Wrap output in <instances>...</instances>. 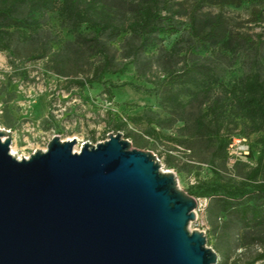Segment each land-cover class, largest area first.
Segmentation results:
<instances>
[{
	"label": "trees",
	"instance_id": "16d2710c",
	"mask_svg": "<svg viewBox=\"0 0 264 264\" xmlns=\"http://www.w3.org/2000/svg\"><path fill=\"white\" fill-rule=\"evenodd\" d=\"M251 1L264 4V0H0V51L13 54L17 45H22L41 53L32 59L51 53V42L37 39L42 32L39 20L57 12L60 24L73 38L54 53L57 63L62 65L73 55L79 57L83 48L95 50L100 57L94 80L71 81L83 88L94 81L100 83L105 74L125 69L123 65L114 70L108 53L111 44L121 40L123 55L131 58L137 77L152 85L159 97L158 105L166 114L160 118L158 114L145 113L130 121L137 127L143 123L145 136L155 139L160 136L156 128H172L180 123L176 129L178 137L171 140L197 155L209 152L207 163L212 180L197 182L187 194L209 200L208 223L220 222L225 230L236 227V244L246 249L250 242L264 237V65L258 56L263 42L260 36L251 42L253 56L247 70L232 84H224L217 63L230 59L233 36L225 31L220 13L211 17L202 10ZM263 11L253 12L261 24ZM174 36V42L166 49L164 39ZM149 49L155 52L145 55ZM192 51H202L207 56H196ZM154 65L159 69L158 75L151 72ZM107 94L111 101L110 91ZM230 124L241 125L243 136L259 134L255 165L239 161L233 164L235 172L242 171L238 178H227L219 170L230 160ZM124 125L120 121L115 128L119 131ZM137 145L141 146L138 142ZM248 153L252 157L253 152ZM217 250L222 264H226L228 253ZM261 261L264 247L240 264Z\"/></svg>",
	"mask_w": 264,
	"mask_h": 264
},
{
	"label": "water",
	"instance_id": "95a60500",
	"mask_svg": "<svg viewBox=\"0 0 264 264\" xmlns=\"http://www.w3.org/2000/svg\"><path fill=\"white\" fill-rule=\"evenodd\" d=\"M0 130V264H217L196 200L120 133L17 158Z\"/></svg>",
	"mask_w": 264,
	"mask_h": 264
},
{
	"label": "rangeland",
	"instance_id": "374dc122",
	"mask_svg": "<svg viewBox=\"0 0 264 264\" xmlns=\"http://www.w3.org/2000/svg\"><path fill=\"white\" fill-rule=\"evenodd\" d=\"M261 10H264L263 2L256 1L222 8L209 6L202 10L211 17L220 13L225 31L233 36L232 52L228 55L230 59H222L221 65L217 63L220 80L226 85L232 84L247 70V64L253 56L250 44L257 41V36L263 42L258 56L264 65V23L253 17L254 11ZM262 14L264 18V11ZM39 21L42 32L37 39L49 40L51 53L46 52L43 58L32 59L41 53L33 52L31 46L22 45H17L13 54L0 51V130L11 133L10 151L15 157L27 158L35 151H44L54 137L61 141L74 139L72 149L78 152L84 143L95 145L107 140L108 134L120 133L132 149L155 156L160 170L173 173L178 187L185 193L199 181L212 180L213 174L207 163L209 152L197 155L171 140L178 137L176 129L181 126L180 123L172 128H156L160 136L155 139L145 136L143 123L142 127H137L130 121L145 113L152 116L158 114L160 118H165L166 114L158 105L159 97L152 85L137 77L131 58L123 55L121 40L112 43L108 53L114 70L123 65L125 69L121 73L103 75L100 83L94 81L80 88L71 81L94 80V70L100 64L98 53L83 48L78 53L79 57L73 55L68 62L63 61L59 65L54 53L63 44L71 42L72 35L60 24L57 12ZM236 35L244 37L243 40L234 38ZM175 38L164 39L166 49L170 48ZM152 52L155 50L149 49L145 55ZM192 52L203 58L207 56L202 51ZM9 59L12 63H9ZM151 72L158 75V67L154 65ZM107 91L112 95L111 101L107 100ZM120 121L125 125L117 131L115 124ZM229 126L233 134L229 147L230 160L219 170L227 178H238L242 171L235 172L233 164L239 161L248 166L255 165L259 134L246 137L241 134V125ZM250 151L253 152L252 157L247 155ZM191 197L197 203L196 219L189 223L188 229L204 233L206 247L216 253L217 264H222L217 248L228 253L226 264H240L254 252L263 250L264 237L250 242L249 248H238L235 241L236 227L230 226L225 230L220 222L210 225L206 218L209 200ZM256 264H264V261Z\"/></svg>",
	"mask_w": 264,
	"mask_h": 264
},
{
	"label": "bare ground",
	"instance_id": "6f19581e",
	"mask_svg": "<svg viewBox=\"0 0 264 264\" xmlns=\"http://www.w3.org/2000/svg\"><path fill=\"white\" fill-rule=\"evenodd\" d=\"M70 142V140H68ZM76 152V151H75ZM13 154V153H12Z\"/></svg>",
	"mask_w": 264,
	"mask_h": 264
}]
</instances>
